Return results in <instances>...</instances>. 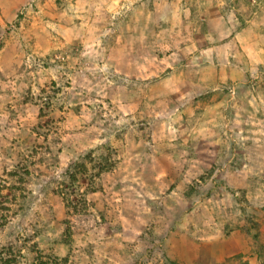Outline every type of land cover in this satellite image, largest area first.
<instances>
[{"label": "rangeland", "instance_id": "374dc122", "mask_svg": "<svg viewBox=\"0 0 264 264\" xmlns=\"http://www.w3.org/2000/svg\"><path fill=\"white\" fill-rule=\"evenodd\" d=\"M259 11L0 0V264H264Z\"/></svg>", "mask_w": 264, "mask_h": 264}, {"label": "crops", "instance_id": "0c3cea01", "mask_svg": "<svg viewBox=\"0 0 264 264\" xmlns=\"http://www.w3.org/2000/svg\"><path fill=\"white\" fill-rule=\"evenodd\" d=\"M216 6H218V5L217 4L213 5V9L216 8ZM240 6H242V7H240V9L238 8L239 11H241V10L244 11V10H246L248 8V7H245V8L243 7V6H246L245 3H240ZM261 13H264V11L256 12L255 15L260 16ZM239 15L241 16L242 25L246 26V27L240 28V31L235 32L234 35H233V31H234L233 26L229 24L227 15H225V16L224 15H221V16L219 15L221 17V19H222V23L221 24L224 23L225 24L224 28L226 29V30H224L221 33H224L225 31H228V34H226V38L227 39L225 40V43L231 49V51H230L231 53L234 52V50H236V52L240 51L239 48L243 51L242 46L240 44L241 40L238 37L245 36V33L247 32V23H249L251 21V20H248V17L250 16L249 13L247 14L246 12H241ZM211 26H212V19H211V16H210L208 18V20H207V24H206V28H205L206 32L203 35H206V36L209 35V36H213L215 38H218V37L222 36V35H219V36L213 35L214 32H213V29H212ZM230 30H232V31H230ZM260 40H262L264 42V30L259 31V36L257 38V42L259 43ZM250 41H253V40L250 39ZM249 49H250V47H249ZM252 53H254V52H251V53H248V54H245V55H248V57H251Z\"/></svg>", "mask_w": 264, "mask_h": 264}, {"label": "trees", "instance_id": "16d2710c", "mask_svg": "<svg viewBox=\"0 0 264 264\" xmlns=\"http://www.w3.org/2000/svg\"><path fill=\"white\" fill-rule=\"evenodd\" d=\"M92 154H93V152L90 151V154H89L88 156H86L85 159H87V158H89V159L92 158ZM92 159H95V158H92ZM75 167H76V166H75ZM70 168H71V167H70ZM109 168H110V167H109ZM100 171H101V172H104V171H106V170H104V168H100Z\"/></svg>", "mask_w": 264, "mask_h": 264}]
</instances>
